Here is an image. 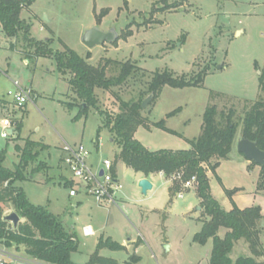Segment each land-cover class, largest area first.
<instances>
[{"label":"rangeland","instance_id":"obj_1","mask_svg":"<svg viewBox=\"0 0 264 264\" xmlns=\"http://www.w3.org/2000/svg\"><path fill=\"white\" fill-rule=\"evenodd\" d=\"M103 10L109 12L101 17ZM21 19L30 24L34 39L52 41L54 51L68 47L81 57L89 53L93 66L112 60L131 62L146 71L114 89L124 101H137L144 94L146 100L148 82L157 71L167 70L176 77L188 78L206 73L201 87L166 86L144 109L150 126L140 127L136 138L152 151L190 149L188 141L200 136L209 106H216L219 112L234 109L235 121H240L257 100L264 98L259 88L264 73V0H34L23 10ZM96 26L106 32L114 29L117 40L87 47L83 36ZM128 30L132 36L124 40ZM0 46V119L22 124L19 133L9 139L2 137L0 125V151L6 150L4 166L15 170L19 163L15 146L24 147L27 140L48 147L27 170L29 179L16 183V187L24 190L33 205L45 207L57 216L66 232L75 234L78 249L72 261L94 264L91 258L104 236L122 245L127 243L125 251L99 252L100 257L120 264L140 258L138 264H210L212 241L206 246L193 241L202 228L195 186L184 189V197H175L169 204L168 188L173 182L155 174V188L145 195L136 173L118 162L116 175L123 187L117 195L118 205L104 208L90 197H69L70 173L61 161L64 143L84 144L93 153L92 162L105 158L115 161L119 148L107 130L96 142L102 123L96 110L90 108L87 115L77 118L80 102L68 82L70 74H60L53 58L31 57L33 50L21 40L3 35ZM116 73L118 69L111 66L108 75ZM14 82L34 91L35 101L28 102L26 108H17L13 103L2 107L3 99L13 102ZM96 96L100 109L120 112V103L112 92L97 90ZM67 103L74 106L70 108ZM162 121L167 130L181 137L154 126ZM241 139L242 125L229 160L223 162L219 172L223 184L208 171L212 195L230 210L232 200L225 190L236 189L234 200L238 207L260 206L264 213V190L258 188L264 176L262 167L238 151ZM248 161V167H244ZM39 162L46 165L41 171ZM78 200L82 203L75 209ZM11 212L17 213L12 205H6L4 215ZM24 222L26 219L21 218L20 224ZM261 225L264 227V222ZM86 226L93 227L96 234L84 235ZM226 232L223 229L219 234L223 237ZM261 241L264 247V232ZM0 248L6 247L0 243ZM11 249L8 255L29 257L24 246L13 245ZM241 256H251L244 241L238 242L231 254L234 261ZM257 260L264 264V257Z\"/></svg>","mask_w":264,"mask_h":264},{"label":"trees","instance_id":"obj_2","mask_svg":"<svg viewBox=\"0 0 264 264\" xmlns=\"http://www.w3.org/2000/svg\"><path fill=\"white\" fill-rule=\"evenodd\" d=\"M33 2L34 0H0V24L3 32L8 39L21 40L25 46L32 49L33 53L29 56L53 58L60 74H70L68 82L80 102L77 118L87 115L90 108L96 110L102 118L96 142L99 143L100 133L107 130L111 141L119 148L114 161L115 173L118 162H123L136 174H142L146 178L160 173H163L167 179L181 175L182 179L173 181L169 188V204L183 190V183L195 177V194L202 209V218L199 220L202 222V228L194 235L193 241L201 246H206L212 241L210 264H262L257 260L264 257L261 241L264 232V227L261 225L264 222L262 208L260 206L239 208L232 200L237 192L234 189L225 190L233 205L231 210H225L212 195L208 171L221 181L216 174L217 169L223 161L229 160L240 125H242V138L255 142L261 150H264V98L257 100L240 121H235L234 109L219 112L216 106H209L203 116L200 136L188 141L190 149L152 151L136 138V132L140 127L150 126L149 119L143 115L142 103L145 94L137 101H124L113 92L138 74L145 75L146 71L131 62L121 63L112 60L93 66L89 63L91 58L89 53L86 57H81L68 47L63 51H54L50 45L52 41L49 39L45 41L34 39L30 34V24L21 19L23 10L30 7ZM108 12L103 10L101 17L106 16ZM131 36L132 33L128 30L123 34V39L127 40ZM111 66L118 69V73L114 76L108 75ZM205 74L203 72L196 77L188 78L185 75L176 77L167 70L157 71L152 74L148 82L146 95L153 94V103L166 86L175 89L201 87ZM259 88L264 96V73L260 77ZM97 90L112 92L120 103V112L100 109ZM67 105L70 108L74 106L72 103ZM179 111L180 109L171 115ZM13 123L16 126L15 131L19 133L22 124L17 120H13ZM154 126L181 137L167 130L163 121ZM47 148L46 145L31 140H27L24 147L16 145L19 163L15 170L4 166L6 150L0 151V243L6 248H11L13 245L24 246L28 256L49 264H76L71 259L72 254L78 249L75 234L66 232L57 216L45 207L33 205L27 199L24 190L16 187V183L29 179L27 170L32 164L37 163L40 152ZM45 166L44 163L39 162L38 170L41 171ZM262 171L264 174V168ZM258 188L264 190V176ZM6 205H12L17 214L26 219V222L19 224L16 230L3 220ZM223 229L227 232L222 237L219 233ZM240 241L248 245L251 256H241L234 261L231 254ZM102 249L114 252L126 250L112 238L102 236L91 262L120 264L116 260L100 257L99 252ZM134 263L135 261L130 259L124 264Z\"/></svg>","mask_w":264,"mask_h":264},{"label":"built area","instance_id":"obj_3","mask_svg":"<svg viewBox=\"0 0 264 264\" xmlns=\"http://www.w3.org/2000/svg\"><path fill=\"white\" fill-rule=\"evenodd\" d=\"M16 88L13 94V104L17 108H24L28 102L32 101L33 91L21 87L18 82H14ZM3 133L2 137L9 139L11 137L9 130L15 127V124L9 119H4L2 122ZM62 157L61 161L66 170L70 173L68 179L71 184L69 188V197L78 198L80 196L92 198L100 207H108L118 205V194L122 191L123 187L120 183L114 169V160L105 158L101 159L98 163L93 161V153L84 145H72L64 143L61 147ZM103 173V174H102ZM161 178L170 180H181V175H174L170 179L160 173ZM196 185V178L183 183V190L177 194L176 197H184V189L194 188ZM86 236H93L96 234L91 226H86L83 229ZM0 264H49L44 261L38 260L29 256L28 258L8 255L0 251Z\"/></svg>","mask_w":264,"mask_h":264},{"label":"water","instance_id":"obj_4","mask_svg":"<svg viewBox=\"0 0 264 264\" xmlns=\"http://www.w3.org/2000/svg\"><path fill=\"white\" fill-rule=\"evenodd\" d=\"M117 38L118 34L114 29L106 32L96 26L85 32L83 36V43L89 48H94L97 46H102L106 43H113L115 40H117ZM152 99L153 94H150L146 98V100L143 101L142 108L145 109ZM9 132L10 135L13 134L12 129L9 130ZM237 149L250 162H253L256 165L264 168V150H261L255 142L242 138L237 144ZM138 186L142 190V193L145 195H147L149 191L153 190V184L148 178H141L138 182ZM197 210H201V207L198 206ZM3 220L5 222L11 223L15 230L21 223L20 216L15 212H11L10 214L4 215ZM165 247L166 249H168V246Z\"/></svg>","mask_w":264,"mask_h":264},{"label":"crops","instance_id":"obj_5","mask_svg":"<svg viewBox=\"0 0 264 264\" xmlns=\"http://www.w3.org/2000/svg\"><path fill=\"white\" fill-rule=\"evenodd\" d=\"M0 35H3V37H6V35H5V33L3 32V29H2V26H1V24H0ZM1 47V46H0ZM33 91V90H32ZM33 93H34V91H33ZM33 101H35L34 99L32 100V101H30V102H33ZM12 104V102H9V101H7V100H5V99H3L2 100V107L3 108H5L4 106V104ZM11 104H10V106H11ZM28 105V104H27ZM27 105L25 106V108L27 107ZM10 111H11V109H9ZM9 111V112H10ZM5 118H3V119H0V125L2 126V122H3V120H4ZM12 122H13V120H12ZM3 127V126H2ZM13 130V134L11 135L12 136V138H14V136H16V134H18L15 130H16V126L12 129ZM43 144V143H42ZM45 145V144H44ZM62 147V146H61ZM60 150H61V148H60ZM101 159H98V161H95V162H99ZM224 162V161H223ZM223 162L220 164V166H219V168L217 169V176L220 178V180H221V183L223 184V180L221 179V177L219 176V172H220V170H221V168H222V164H223ZM249 161L247 162V163H245L244 164V167L246 166V167H248V165H249ZM136 176H137V181L139 182V180L141 179V178H146V177H144V175H142V174H136ZM156 175H151L148 179L152 182V184H153V189L155 188V182L153 181L156 177H155ZM157 177H160L161 178V175L160 174H157ZM167 181V180H166ZM169 185V184H168ZM169 188H170V186H169ZM169 188H168V191H169ZM195 196H196V194H194ZM196 199L198 200V202L197 203H199V199L197 198V196H196ZM232 200H233V202L235 203V200H234V196H233V198H232ZM220 202V201H219ZM82 203V200H78V202H77V205H75V209H77L78 207H79V205ZM221 203V202H220ZM236 204V203H235ZM221 205H222V203H221ZM198 205L196 204L194 207H197ZM252 206H254V205H251V206H249V207H252ZM223 207V206H222ZM232 207H233V205H232ZM232 207H231V209H232ZM224 208V207H223ZM240 208V207H239ZM246 208H248V207H246ZM225 210H227L226 208H224ZM230 209V210H231ZM241 209H245V208H241ZM227 211H229V210H227ZM264 214V213H263ZM96 232V231H95ZM106 238V237H105ZM120 244V243H119ZM98 245V244H97ZM122 245V244H121ZM124 245V247L127 249L128 247H127V243H124L123 244ZM122 245V246H123ZM137 248V247H136ZM10 250H12L11 248L10 249H6V248H4V249H1L0 248V251H3L4 253H6V254H9V252L8 251H10ZM137 257H139L138 255H137ZM140 258V257H139ZM141 261V258L137 261V262H135L134 264H138L139 262ZM128 262V261H127ZM126 263V262H125Z\"/></svg>","mask_w":264,"mask_h":264}]
</instances>
